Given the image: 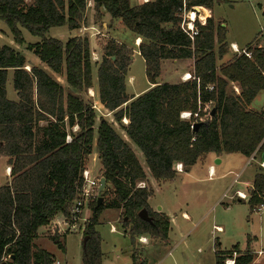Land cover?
<instances>
[{
	"label": "trees",
	"instance_id": "16d2710c",
	"mask_svg": "<svg viewBox=\"0 0 264 264\" xmlns=\"http://www.w3.org/2000/svg\"><path fill=\"white\" fill-rule=\"evenodd\" d=\"M88 0H0L2 21L17 45L25 40L22 29L39 41L26 46L52 73L61 75L70 91L45 68L28 65L25 56L9 44H0V157L6 158L9 181L0 185V264H54V257L37 247L40 227L56 216L66 217L82 186V171L96 139L99 175L105 187L89 204L91 210L83 237L82 264H101L100 237L95 231L99 213L120 210L122 229L132 241L140 236L166 240L168 217L149 208L153 194L149 176L157 183L173 180L208 154L239 153L250 157L264 153V109L248 107L264 90V45L251 46L250 58L229 52L226 30L212 16L198 26L193 41L180 29L183 0H149L132 6L129 0H93L95 18L107 14L141 41L148 88L137 96L126 93L132 49L112 38L100 44L97 64L98 99L113 121L97 115L79 93L92 86L88 36L66 40L49 36L54 27L78 30L83 26ZM213 0H185L187 8L211 9ZM108 28V24H107ZM113 57V59H112ZM192 59L191 77L175 83H159L165 60ZM12 71L17 100L6 95ZM231 84L237 86L235 93ZM205 106H208L207 108ZM189 113L182 118L181 113ZM123 119L127 123H122ZM198 123V124H197ZM75 128V129H74ZM96 136V138H95ZM70 137L67 142L66 138ZM144 163L140 161L137 151ZM144 182V187L137 184ZM107 194L109 198L106 199ZM104 200L98 203V198ZM250 212L264 203V168L255 173L248 192ZM146 208L153 224L138 217ZM126 218V220H124ZM65 235L51 238L59 243ZM247 239L244 251L235 245L220 251L215 243V264H252L255 255ZM131 250V264H146Z\"/></svg>",
	"mask_w": 264,
	"mask_h": 264
},
{
	"label": "rangeland",
	"instance_id": "374dc122",
	"mask_svg": "<svg viewBox=\"0 0 264 264\" xmlns=\"http://www.w3.org/2000/svg\"><path fill=\"white\" fill-rule=\"evenodd\" d=\"M130 1L132 5L137 2L136 0ZM206 13L207 11H205ZM209 13L215 24L221 23L225 27L226 41L229 45L228 54L231 53V56L236 54L231 52L232 44H235L238 49L247 47L249 43H251V46H255L256 44L259 46L264 45V0H213ZM103 21L108 24V33H106L102 26ZM83 22V26L78 30H69L64 25L51 28L48 34L51 37L62 38L63 41L73 35L88 36L92 63V89H88L86 92L79 93L78 95L84 98L86 102L92 104V107L96 111L97 121L100 116H105L109 121H113L115 128L126 139L118 123L113 120L111 113L104 111L98 102L96 69L101 54H97V51L100 49V44L108 38H112L132 49L131 64L126 78V93L130 96L133 95L132 93L141 92L145 90L147 85L149 86V82L145 75L144 61L137 50L138 45H134L135 36L123 26L119 19L110 20L107 14L99 20V18H95L94 11L92 14L89 10H86ZM92 22L95 26L94 31L88 29ZM22 33L25 40L24 44H15L6 25L0 21V44H9L20 51L27 60L28 65L25 67L27 70L31 65H37L45 68L50 73L51 71L26 48L28 44L38 42L39 38L30 35L24 29H22ZM96 57L98 58L96 59ZM222 61H225V59L219 60L217 65L222 64ZM184 65L188 66L184 69L191 70L187 59H181L177 63H173L172 60L163 61L159 77L157 78L158 82L174 83L181 70H184L181 69V66ZM50 74L63 85L65 92L70 91L61 75L52 72ZM179 81H183L182 76L176 82ZM233 85L231 84V88L235 92ZM6 95L9 100H17V95L13 90L12 71L10 70L6 81ZM250 107L254 111L264 109V90H261L256 95ZM124 121L127 120L123 119L121 122L125 124ZM95 141L96 139L93 141L92 151L86 161V168L90 172L91 178L99 174L100 167ZM132 147L137 151L138 156L140 155V161L143 163L144 159L140 151L134 145ZM261 154L262 152H258L255 159L251 161L239 153L223 154L222 162L219 165L212 159L209 163H212L216 167L217 172L215 175H211L212 177L210 176V178H208L206 170H200L199 162L195 170H189L171 181H166L159 188L158 194L154 193L151 202L157 203L158 206L162 205L163 210L168 208L170 214L175 215L181 225L180 234L175 230L169 232V239L172 243L173 241L182 240L178 243V247L173 251L170 258L167 257L165 259L163 257L168 246H163L158 241L151 243L153 238H149L151 239L149 245H141L136 240L132 241L128 234H126V231L122 229L120 210L103 209L99 213L97 222L94 225V229L100 237L101 264H131L130 254L133 248L139 253L142 251L146 264H195L197 260L200 261V264H215V240L220 243L219 250L224 252L231 250V247L236 244L241 249L245 248L249 237L253 238L251 240L252 243H250L251 248L263 250L264 212H250L247 200L239 201L234 196L236 189L247 193V188L241 182L251 183L253 174L259 168L263 169V162L260 160ZM237 157L240 160H237ZM5 161V157H0V185L9 181L10 177L8 171H6ZM228 169L231 170L230 173H225L226 175L222 176ZM237 175V182H232V179L236 178ZM109 196L107 194L106 199ZM103 200L104 198H102ZM181 210L186 211L190 215V221L183 222L180 219ZM90 213L91 210L86 205V219L90 217ZM56 219L59 221L61 216H58ZM214 225L221 226L222 230L218 232L215 230ZM111 226L114 227V232H110ZM47 228L48 225L39 229V234L34 239V244L50 253L54 257V260L60 262V264H82L83 235L80 232H70L61 237L59 243H56L51 238L52 235L47 231ZM181 255H185L188 260L184 259ZM254 255L255 258L252 264H263V260L259 258L260 256L257 257L255 253ZM192 258L195 260L193 261ZM4 260V258H0V261Z\"/></svg>",
	"mask_w": 264,
	"mask_h": 264
},
{
	"label": "built area",
	"instance_id": "2783aa9c",
	"mask_svg": "<svg viewBox=\"0 0 264 264\" xmlns=\"http://www.w3.org/2000/svg\"><path fill=\"white\" fill-rule=\"evenodd\" d=\"M207 11V14L203 15L202 12ZM209 9L203 7V6H191L189 8L185 5V0H183V4L180 9V29L181 31L187 35L191 41H193L194 37L198 34V26H204L206 24V20L208 17H210ZM86 30V29H85ZM138 45V43L136 44ZM232 51L236 54H244L246 57L250 58L251 52L249 50H246L245 48L238 49L234 45H232ZM191 77V75L188 74V78H186V74L182 75V80H188ZM235 87V85H233ZM235 92L238 94V89L235 88ZM206 108L208 106H205ZM182 118H188L189 113H181ZM66 141H70V137L66 138ZM262 166L264 168V163H262ZM175 169L177 171H181V164H176ZM8 170V169H7ZM90 172L88 169L85 168L82 171V186L80 188V192L78 194V197L75 199L74 203L72 204L69 213L66 217H62L58 221L56 219L58 216H56L49 224L47 231L50 232V235H66L70 232H80L83 234L85 224L88 219H86L85 215V206L94 201L96 197L98 196L99 192V181H100V175L98 174L96 177L91 178ZM237 177L235 178V182L237 181ZM145 183L140 182L137 184V187H144ZM234 195L236 198L241 200H248V194H246L243 191L236 190L234 192ZM254 211L261 212L264 211V203H261L254 207ZM47 227V226H46ZM215 230H217L216 227H214ZM143 238H139L140 242H145L142 240ZM256 256L262 255L261 251H258L255 253ZM236 256V253L234 252L232 255V258H228L225 260V264H233L234 257ZM54 264H60L58 261H54Z\"/></svg>",
	"mask_w": 264,
	"mask_h": 264
},
{
	"label": "crops",
	"instance_id": "0c3cea01",
	"mask_svg": "<svg viewBox=\"0 0 264 264\" xmlns=\"http://www.w3.org/2000/svg\"><path fill=\"white\" fill-rule=\"evenodd\" d=\"M137 2H136V4H131V1L129 0V3L132 5V6H136V5H140V4H142V3H144V2H147V1H149V0H136ZM87 10H89L92 14H93V11H94V9H93V0H88V5H87ZM207 14V13H206ZM102 26H103V28H104V30L106 31V33H108L107 32V22H102ZM94 25H93V22H92V24L91 25H89V27H88V29H90V30H92V31H94ZM91 31V32H92ZM74 36V35H73ZM91 36V35H90ZM103 36H107V35H103ZM135 36V35H134ZM140 41H141V38L140 37H134V45H136L137 43L139 44L140 43ZM232 45H234L235 47H236V45L235 44H232ZM100 49H98V53L97 54H101L100 52ZM232 53H234L233 51H231ZM96 54V55H97ZM231 54V53H230ZM230 54H227V56L225 55L224 57H223V59H225V61H222V63L223 62H226V61H228L230 58H231V55ZM225 57H227V58H225ZM98 57H96V59H97ZM95 59V60H96ZM131 59H132V56H131ZM178 61H181V60H175V61H173V63H177ZM187 61L190 63V69L192 70V65H193V60L192 59H187ZM185 67H188V66H186V65H184V66H181V69H184ZM191 70H187V69H184V70H181V72L178 74V77H177V79L178 78H181V76L183 75V74H189L190 75V73H191ZM179 71V70H178ZM177 79L175 80V82L177 81ZM157 81H158V79H157ZM174 82V83H175ZM148 88V85H147V87L145 88V90ZM235 88H237V86L235 85ZM89 89H92V88H89ZM97 96H98V86H97ZM238 89V88H237ZM145 90H143V91H145ZM143 91H141V92H136V93H132L133 95H135V96H137L138 94H140V93H142ZM238 92H239V90H238ZM99 102V101H98ZM99 105L102 107V109L104 110V111H107L104 107H103V105L99 102ZM249 109H251V110H253L250 106L248 107ZM108 112V111H107ZM109 113V112H108ZM127 121H125V123H126ZM126 140H128L127 138H126ZM130 144H132V143H130ZM133 145V144H132ZM258 152H255V153H253L250 157H245L244 155H242V156H244V158H248L247 160H249V161H251V160H254L255 159V157H256V154H257ZM231 154H233V153H231ZM264 153H262L261 154V158H260V160H261V162H263L264 163V159H262V155H263ZM231 156H233V155H231ZM139 157H140V155H139ZM216 158H218L219 159V162H218V165L222 162V158H223V154H221V155H215V154H208L204 159H202V160H200V161H198V162H196L189 170H195V168H196V166H197V164L200 162V170H202V169H204V170H206V172L208 173V178H210V176L211 175H215V173L217 172L216 170V167L214 166V165H212V163H209V161H211L212 159H216ZM237 160H240L238 157H237ZM241 160H244V159H241ZM246 160V159H245ZM6 162V161H5ZM248 162V161H247ZM143 163H144V161H143ZM8 169V170H7ZM6 171H8V175H9V167L7 166V164H6ZM230 169H228V170H226L225 172H224V174L222 175V176H224V175H226L225 173H230ZM184 172H181V171H178V174L176 175V177L177 176H179L180 174H183ZM254 175H255V173L253 174V177H254ZM221 176V177H222ZM175 177V178H176ZM212 177V176H211ZM214 177V176H213ZM234 179L235 178H233L232 179V182H235L234 181ZM252 180H253V178H252ZM251 180V181H252ZM149 185H150V187L153 189V194L151 195V197L148 199V204H149V208L152 210V211H154V212H158V213H163V214H165L167 217H168V219H169V222H170V228H169V232L170 231H172V230H175L176 232H178V234H180L181 233V230H180V227H181V225H180V223L177 221V217L175 216V215H171L170 214V211L168 210V208H166L165 210H163L164 208H163V206L162 205H157V203H152L151 202V199L154 197V193H157L158 191H159V188H161V186H162V184H165V182H163V183H157L155 180H153L150 176H149ZM237 182V181H236ZM235 182V183H236ZM241 183H243V185L247 188V193L246 194H248V192H249V190L251 189V186H252V182L251 183H247V182H241ZM156 190V191H155ZM236 190H239V191H242V190H240V189H236ZM235 190V191H236ZM234 191V192H235ZM244 192V191H243ZM158 194V193H157ZM235 196V195H234ZM238 199V198H237ZM239 201H246V200H241V199H238ZM157 206H158V208H157ZM264 212V211H263ZM181 214V216H180V219L183 221V222H188V221H190L191 220V217H190V215L186 212V211H184V210H181V212H180ZM214 227H216L217 228V231L218 232H220L221 230H222V227L221 226H219V225H214ZM40 228H42V227H40ZM39 228V229H40ZM39 229H38V234H39ZM115 230H114V227L113 226H111L110 227V232H114ZM169 232H168V239H166V240H160V239H156V238H153L152 239V241H151V239H149L147 236H140L139 238H143L142 240H144L145 242H140L139 241V238H137L136 239V242H138V243H140L141 245H149L150 244V241H151V243L152 242H160L163 246H168V248H167V250L165 251V253H164V255H163V257L166 259L167 257L168 258H170V257H172L171 255H172V253H173V251L178 247V243H180L182 240H177V241H173V243H172V241L169 239ZM263 236H264V215H263ZM250 239L251 240H253V238H251L250 237ZM219 243L217 240H215V242H214V246H215V243ZM184 243V242H183ZM252 243V242H251ZM185 244L187 245V243L185 242ZM237 245V244H236ZM219 246H220V243H219ZM235 246V245H234ZM238 246V245H237ZM233 247V246H232ZM231 247V248H232ZM246 247V246H245ZM244 249L245 248H239L238 247V250L239 251H244ZM214 250H215V248H214ZM252 250H253V252L254 253H257L258 251H261L262 252V255H260V257L259 258H261L262 260H263V264H264V249L263 250H255L254 248H252ZM141 253V256L140 257H142V258H144L143 257V253H142V251L140 252ZM184 259H186V260H188L186 257H185V255H181ZM193 259V261L195 260L194 258H192ZM258 262V261H257ZM104 264V263H103ZM195 264H200V261L199 260H197L196 262H195Z\"/></svg>",
	"mask_w": 264,
	"mask_h": 264
},
{
	"label": "water",
	"instance_id": "95a60500",
	"mask_svg": "<svg viewBox=\"0 0 264 264\" xmlns=\"http://www.w3.org/2000/svg\"><path fill=\"white\" fill-rule=\"evenodd\" d=\"M112 59H113V57H112ZM262 159H264V154L262 155ZM215 162L218 163L219 159L216 158ZM104 187H105V179L103 177H101L100 181H99V192L102 191L104 189ZM100 202H102V198L101 197L98 198V203H100ZM137 214H138V217L140 219H142L143 221H145L147 223H150V224H153V218L151 216H149L148 211H147L146 208H142ZM124 220H126V218H124ZM86 239H87V236H84L82 238V248L83 249L85 247ZM2 264H4V262Z\"/></svg>",
	"mask_w": 264,
	"mask_h": 264
},
{
	"label": "bare ground",
	"instance_id": "6f19581e",
	"mask_svg": "<svg viewBox=\"0 0 264 264\" xmlns=\"http://www.w3.org/2000/svg\"><path fill=\"white\" fill-rule=\"evenodd\" d=\"M203 13V15H205V12H202ZM186 78H188V74H186ZM125 122V121H124ZM127 123V122H126Z\"/></svg>",
	"mask_w": 264,
	"mask_h": 264
}]
</instances>
